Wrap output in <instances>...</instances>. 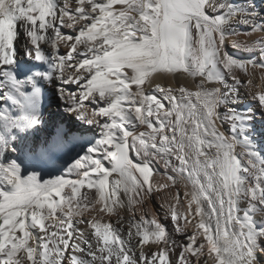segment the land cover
Masks as SVG:
<instances>
[{"label": "snow or ice", "instance_id": "6c2138e0", "mask_svg": "<svg viewBox=\"0 0 264 264\" xmlns=\"http://www.w3.org/2000/svg\"><path fill=\"white\" fill-rule=\"evenodd\" d=\"M246 99L264 0H0V264H264Z\"/></svg>", "mask_w": 264, "mask_h": 264}, {"label": "bare ground", "instance_id": "6f19581e", "mask_svg": "<svg viewBox=\"0 0 264 264\" xmlns=\"http://www.w3.org/2000/svg\"><path fill=\"white\" fill-rule=\"evenodd\" d=\"M65 31H69V30H65ZM233 39H236V38H233ZM238 39L241 40V41H243V40H246L247 37H245V36L242 35ZM228 43H229V48L231 50V47H230L231 41H229ZM188 83L190 84L191 81H188ZM246 101H248V100L246 99V100L243 101L242 106L251 107L253 109V111L256 113V127H257V129L259 130L261 128H264V123H262L261 120H260L259 112L255 108L254 102L251 101V102L248 103ZM50 111L51 112H56L57 111V109L55 107V104L52 105V107L50 108ZM45 178H47V177H45ZM154 179H161V178L160 177H155ZM145 210L148 212L149 215H152L153 213H158L159 216H160L161 221L163 223H166V224H169L170 225V220H165L164 219V212H163V210L160 207V201L159 200H155V202H153V201L146 202ZM126 214H127L126 213V210L123 211V212H121V215H126ZM104 219L107 220V219H109V217L105 216ZM111 219L112 220H115L116 217H111Z\"/></svg>", "mask_w": 264, "mask_h": 264}, {"label": "rangeland", "instance_id": "374dc122", "mask_svg": "<svg viewBox=\"0 0 264 264\" xmlns=\"http://www.w3.org/2000/svg\"><path fill=\"white\" fill-rule=\"evenodd\" d=\"M246 102H248V103H249V102H251V101H250V100H248V101H246Z\"/></svg>", "mask_w": 264, "mask_h": 264}]
</instances>
